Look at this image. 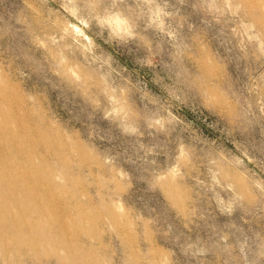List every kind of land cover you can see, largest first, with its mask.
<instances>
[{"label": "rangeland", "instance_id": "rangeland-1", "mask_svg": "<svg viewBox=\"0 0 264 264\" xmlns=\"http://www.w3.org/2000/svg\"><path fill=\"white\" fill-rule=\"evenodd\" d=\"M0 264H264V0H0Z\"/></svg>", "mask_w": 264, "mask_h": 264}, {"label": "bare ground", "instance_id": "bare-ground-1", "mask_svg": "<svg viewBox=\"0 0 264 264\" xmlns=\"http://www.w3.org/2000/svg\"><path fill=\"white\" fill-rule=\"evenodd\" d=\"M26 145V144H25ZM79 204V203H78Z\"/></svg>", "mask_w": 264, "mask_h": 264}]
</instances>
